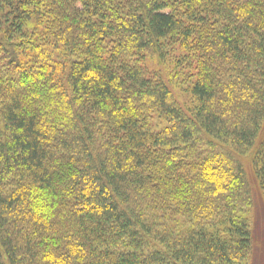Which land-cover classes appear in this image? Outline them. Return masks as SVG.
Returning <instances> with one entry per match:
<instances>
[{
    "label": "trees",
    "instance_id": "1",
    "mask_svg": "<svg viewBox=\"0 0 264 264\" xmlns=\"http://www.w3.org/2000/svg\"><path fill=\"white\" fill-rule=\"evenodd\" d=\"M257 195L264 0H0V264H243Z\"/></svg>",
    "mask_w": 264,
    "mask_h": 264
},
{
    "label": "rangeland",
    "instance_id": "2",
    "mask_svg": "<svg viewBox=\"0 0 264 264\" xmlns=\"http://www.w3.org/2000/svg\"><path fill=\"white\" fill-rule=\"evenodd\" d=\"M143 66L150 77L159 76L165 82L180 106L184 109L193 106L194 98L191 89L188 87L194 80L191 76L197 72L196 63L189 59L186 54L176 50L165 54L163 57L147 55ZM243 165L246 169L244 162ZM253 178L249 172V179L252 181ZM259 196L255 197L256 208L254 205L247 208L251 230L253 231L254 246L252 257L243 264H264V207L263 198ZM178 225L184 228L190 227L189 221L184 218L178 219Z\"/></svg>",
    "mask_w": 264,
    "mask_h": 264
}]
</instances>
